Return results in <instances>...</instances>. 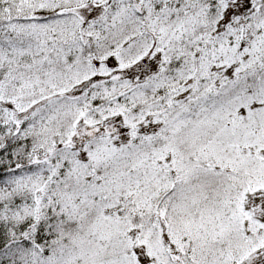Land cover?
Segmentation results:
<instances>
[{"label": "snow or ice", "instance_id": "snow-or-ice-1", "mask_svg": "<svg viewBox=\"0 0 264 264\" xmlns=\"http://www.w3.org/2000/svg\"><path fill=\"white\" fill-rule=\"evenodd\" d=\"M0 264H264V0H0Z\"/></svg>", "mask_w": 264, "mask_h": 264}]
</instances>
